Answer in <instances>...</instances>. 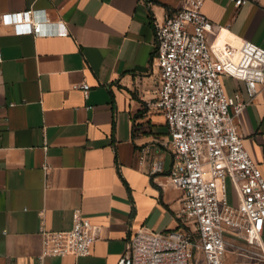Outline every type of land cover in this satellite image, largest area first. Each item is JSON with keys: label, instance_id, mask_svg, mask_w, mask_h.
Listing matches in <instances>:
<instances>
[{"label": "crops", "instance_id": "1", "mask_svg": "<svg viewBox=\"0 0 264 264\" xmlns=\"http://www.w3.org/2000/svg\"><path fill=\"white\" fill-rule=\"evenodd\" d=\"M184 6L0 0V15L33 9L47 31L61 32L18 36L0 24V264H118L135 231L179 229L183 192L169 177V130L149 104L160 86L155 25ZM202 11L215 27L214 50L242 41L264 49V0L240 8L204 0ZM85 82L88 97L75 89ZM223 84L229 97L249 101L245 82ZM238 122L264 175V87ZM155 162L163 171L152 174ZM76 209L100 228L91 255L41 259V230H71Z\"/></svg>", "mask_w": 264, "mask_h": 264}, {"label": "built area", "instance_id": "2", "mask_svg": "<svg viewBox=\"0 0 264 264\" xmlns=\"http://www.w3.org/2000/svg\"><path fill=\"white\" fill-rule=\"evenodd\" d=\"M238 8L249 0H230ZM185 6L155 25L153 65L159 68L157 101L149 104L164 117L169 130L165 146L174 155L170 179L183 192L177 214L179 229L167 233L148 228L135 231L118 264H226L246 246L247 255L264 264V175L245 148L238 122L264 87V49L253 42L224 44L214 50V24L203 13L204 0H184ZM33 9L0 15V24L18 36L60 35L45 28ZM59 25L61 23H58ZM1 61V47H0ZM245 82L249 101L240 93L229 97L223 78ZM90 85L75 86L88 97ZM147 155L142 157L144 162ZM163 171L153 164L152 174ZM237 205L228 202L227 179ZM41 259L88 257L100 239V228L76 209L68 231L42 229Z\"/></svg>", "mask_w": 264, "mask_h": 264}, {"label": "rangeland", "instance_id": "3", "mask_svg": "<svg viewBox=\"0 0 264 264\" xmlns=\"http://www.w3.org/2000/svg\"><path fill=\"white\" fill-rule=\"evenodd\" d=\"M227 196H228V202L232 206H236L237 196L235 189L233 187L232 181L228 178L227 179ZM231 244L238 245L240 248H242V253H233L232 249L230 247V252L226 258V264H262L261 262L257 260L251 259L246 252V246L243 242L238 241L236 238H234L232 235H228L227 239Z\"/></svg>", "mask_w": 264, "mask_h": 264}]
</instances>
